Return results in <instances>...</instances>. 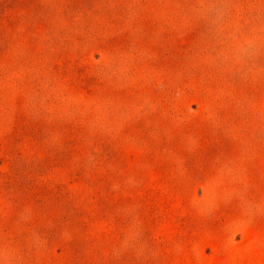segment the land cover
Listing matches in <instances>:
<instances>
[{
  "label": "rangeland",
  "instance_id": "rangeland-1",
  "mask_svg": "<svg viewBox=\"0 0 264 264\" xmlns=\"http://www.w3.org/2000/svg\"><path fill=\"white\" fill-rule=\"evenodd\" d=\"M0 264H264V0H0Z\"/></svg>",
  "mask_w": 264,
  "mask_h": 264
}]
</instances>
